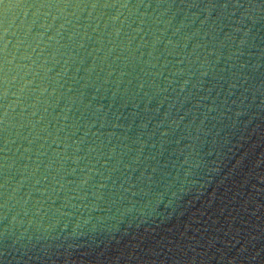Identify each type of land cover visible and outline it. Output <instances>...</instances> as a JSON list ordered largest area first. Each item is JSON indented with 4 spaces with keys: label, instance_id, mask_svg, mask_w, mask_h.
I'll return each instance as SVG.
<instances>
[{
    "label": "water",
    "instance_id": "water-1",
    "mask_svg": "<svg viewBox=\"0 0 264 264\" xmlns=\"http://www.w3.org/2000/svg\"><path fill=\"white\" fill-rule=\"evenodd\" d=\"M105 2L0 0V264H264V0Z\"/></svg>",
    "mask_w": 264,
    "mask_h": 264
},
{
    "label": "clouds",
    "instance_id": "clouds-1",
    "mask_svg": "<svg viewBox=\"0 0 264 264\" xmlns=\"http://www.w3.org/2000/svg\"><path fill=\"white\" fill-rule=\"evenodd\" d=\"M36 12L34 13V16H37L39 14V10L42 8L52 9L55 10V15L52 16V20L55 21L56 19H64L66 21H69V17H74L76 19L79 18L81 14L85 12V10H89L88 12V19L93 20L95 19L97 22L104 16V9H112L114 10V15L110 17V22L115 24L117 20L120 19L121 16L124 17V20L121 21V23H126L129 16L139 14V5H129L126 0L125 2H105V3H93L90 5H83V4H67V3H51V4H39L36 5ZM71 9V12H68L67 10ZM93 13H96L95 16H93ZM163 14V13H162ZM47 15V13H45ZM142 15V14H141ZM51 25H48L47 27H50ZM41 27H45V25H41ZM64 25H61V28H63ZM21 42H18L17 47H19ZM4 52H5V69H4V75L2 80V88H0V98H3L5 100V110H4V117H5V123H8V120L11 116V111L15 109L17 105L20 104L21 99L23 95L26 93V91L30 88L32 85L35 77L38 75L37 69H41L43 65H36V61L32 60V62L26 66H20L22 68V73L17 75H10L11 69L8 67L13 62L11 59L8 58V51H7V44L5 43L4 46ZM24 59L31 60V56H25ZM31 75L33 79H25V76ZM15 84L16 87L13 88L12 85ZM13 89H15L13 91ZM15 97L14 100H10L9 96ZM187 163V161H185ZM7 184V182H6ZM19 190L18 186H15L12 188V191L10 194H8V198L5 201L3 207L8 209V211H11L12 209L9 207V201L14 200L15 193ZM19 203V201H17ZM14 207V205H13ZM20 213L17 212L15 216L12 217V221L9 223V225L5 228V233H10L12 230L16 227H19L23 221H18L16 219V216H18ZM27 214V213H25ZM7 215V213H5ZM21 237L23 236V233L20 234ZM20 237H18L19 239Z\"/></svg>",
    "mask_w": 264,
    "mask_h": 264
}]
</instances>
